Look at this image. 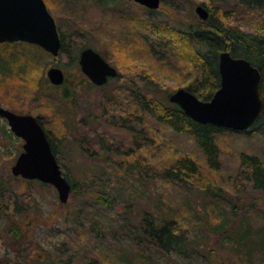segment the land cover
Masks as SVG:
<instances>
[{"label": "rangeland", "instance_id": "374dc122", "mask_svg": "<svg viewBox=\"0 0 264 264\" xmlns=\"http://www.w3.org/2000/svg\"><path fill=\"white\" fill-rule=\"evenodd\" d=\"M45 2L65 51L52 56L38 45L0 43V105L41 119L75 189L62 205L53 185L36 180L32 185L14 176L12 166L25 141L0 116V264H261L257 251L230 245V234L220 243L210 225L219 215H227L229 226L264 222V193L253 188L241 164L245 154L264 163V127L252 134H220L221 167L213 170L190 135L162 123L136 95L172 94L196 76L190 58L181 55L193 47L181 48L173 36L160 43L162 38L150 33L152 24L194 23L201 20L195 7L202 4L226 22L256 31L264 11L247 10L235 0H162L154 14L133 0ZM151 44L160 49L152 50ZM87 47L99 51L119 77L105 86L92 84L79 64ZM52 67L63 69L65 83H51ZM183 157L199 166L191 188L199 198L193 201L200 210L194 214L186 208L190 189L163 177L164 169ZM207 185L221 189L228 201L216 204L202 197L201 187ZM25 196L34 199L30 213L40 218L29 225L31 243L18 256L6 226L20 217L17 209L25 208ZM145 212L173 218L190 240L186 253L166 254L148 244L140 228Z\"/></svg>", "mask_w": 264, "mask_h": 264}, {"label": "trees", "instance_id": "16d2710c", "mask_svg": "<svg viewBox=\"0 0 264 264\" xmlns=\"http://www.w3.org/2000/svg\"><path fill=\"white\" fill-rule=\"evenodd\" d=\"M101 1L104 2L105 0ZM235 1L239 6L247 10L264 11V0ZM146 10L149 11L150 14H154L158 11L149 10L147 8ZM209 13V17L206 20H197L194 23L188 24L176 21L175 24L168 22L155 23L149 27V30L151 31L150 33L162 38V40L159 41L160 43L164 38L173 36L177 39L181 48L193 47L194 51H191L192 53H186L182 49L183 52L181 54L187 59L189 57L196 69L195 79L191 80L185 88L193 92L200 99L210 100L220 87L221 75L219 72V57L220 53L225 50L230 51L235 57H244L250 60L259 68L263 77L261 93L264 98V20L262 26L258 30L245 31L238 26L226 22L222 14L216 12L215 9L211 10ZM62 40L63 46L61 52L65 51V40L63 36ZM157 48L159 47L155 44H151L152 50L157 51ZM117 77H119V74ZM110 81L111 79L109 82ZM136 96L139 99L140 105L146 108L145 110L151 111L162 123L174 128L178 132L190 135L205 154L208 165L213 170H218L221 167L220 149L217 143V137L220 134L225 132L252 134L260 125L264 127V110L249 129L236 131L217 127L213 124H203L193 120L179 105L170 102V94L161 97L153 94L151 96H146L144 94ZM39 121L45 129L41 119H39ZM46 133L59 162L58 146L53 141L51 133L49 131H46ZM241 161L243 167L247 168V176L253 188L264 193L263 161L256 155L247 154L241 157ZM198 174L199 166L197 162L190 157H183L176 160L175 164L165 168L163 171L164 179L182 185L186 190L190 189L188 190L190 191L188 202H190L191 205L186 208L192 212L191 214L200 211L193 203V201H198L199 198L193 197L192 193L194 192L191 191V188L193 189V182ZM25 181L29 184L34 183L32 180ZM71 185L72 193L75 186L73 183H71ZM201 188L203 189L201 191V196L216 201V204L218 202L228 201L226 196L221 192V189L215 188L212 185L202 186ZM21 201L22 206L25 203V208L17 209V213H20V217L16 220L11 219L8 226H6V233L8 234V238L11 239V244L18 256L19 252L23 250L22 248L27 247L31 243L29 233L32 227L29 225L33 222L36 223L35 221L40 218L39 213L35 212L36 215L30 213L34 205L33 198L25 196V198L22 197ZM63 204L65 203H62V205ZM193 207L194 210H191ZM232 209L236 212L235 215H237L239 209L235 208L234 204H232ZM204 211L207 212V206ZM250 213V210L245 212L246 215ZM261 215L264 217V211ZM218 217L220 220H217V222L213 224L211 223L210 227L213 232L219 235L220 243H222L225 235L230 234L233 242L228 244L234 245L235 247L245 246L248 253H251V250L257 251L262 258L261 264H264V222L257 225V227L252 226L250 221H248L250 226L247 225L246 220L240 225L234 221L231 226H229L227 215H219ZM140 228L145 234L148 244L152 245L154 249L166 254L173 252L186 253L190 248V240L187 233L178 230L180 227L174 222L173 218H165L160 215V213L145 212ZM199 237L200 233H196L193 239H198Z\"/></svg>", "mask_w": 264, "mask_h": 264}, {"label": "water", "instance_id": "95a60500", "mask_svg": "<svg viewBox=\"0 0 264 264\" xmlns=\"http://www.w3.org/2000/svg\"><path fill=\"white\" fill-rule=\"evenodd\" d=\"M149 10H159L162 0H133ZM201 20L209 17L202 4L195 7ZM26 41L41 46L52 56H58L63 42L57 23L45 0H0V43ZM79 64L90 81L103 86L118 76V70L104 56L87 47L80 53ZM221 84L210 100H202L186 88L170 94L169 100L179 105L193 120L203 124L236 131L249 129L264 110L261 93L262 73L244 57H235L222 51L219 57ZM52 84L65 83L66 76L60 67L47 72ZM0 116L6 118L12 131L23 138V151L12 166V173L25 180L53 185L59 200H69L72 185L63 174L51 142L38 117L20 114L0 105Z\"/></svg>", "mask_w": 264, "mask_h": 264}, {"label": "flooded vegetation", "instance_id": "af4514ba", "mask_svg": "<svg viewBox=\"0 0 264 264\" xmlns=\"http://www.w3.org/2000/svg\"><path fill=\"white\" fill-rule=\"evenodd\" d=\"M136 4V3H135ZM137 5H139V4H137ZM139 6H141V5H139ZM141 7H143V6H141ZM143 8H145V7H143ZM56 20V19H55ZM56 23H57V21H56ZM57 27H58V24H57ZM58 31H59V29H58ZM59 33H60V31H59ZM60 36H61V33H60ZM61 39H62V36H61ZM62 42H63V40H62ZM6 43H10V42H6ZM14 43H27V44H33V45H37V44H34V43H29V42H26V41H19V42H14ZM5 44V43H4ZM39 46V45H38ZM41 47V46H40ZM86 75V74H85ZM87 76V75H86ZM88 77V76H87ZM88 80L90 81V79L88 78ZM91 82V81H90ZM93 84V83H92ZM95 85V84H94ZM20 114H24V113H20ZM26 114V113H25Z\"/></svg>", "mask_w": 264, "mask_h": 264}]
</instances>
